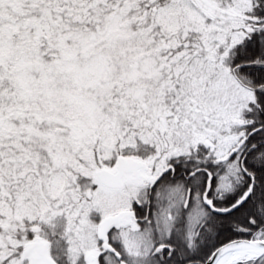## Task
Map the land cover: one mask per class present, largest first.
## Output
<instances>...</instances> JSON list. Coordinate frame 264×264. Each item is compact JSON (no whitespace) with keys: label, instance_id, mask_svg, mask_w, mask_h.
<instances>
[{"label":"snow or ice","instance_id":"obj_1","mask_svg":"<svg viewBox=\"0 0 264 264\" xmlns=\"http://www.w3.org/2000/svg\"><path fill=\"white\" fill-rule=\"evenodd\" d=\"M0 264H264V0H0Z\"/></svg>","mask_w":264,"mask_h":264}]
</instances>
